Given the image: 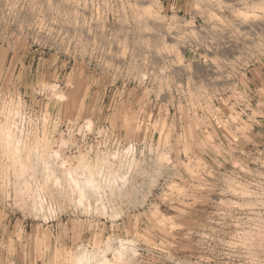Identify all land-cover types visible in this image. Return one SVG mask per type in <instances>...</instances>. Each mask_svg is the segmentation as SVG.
<instances>
[{"label":"rangeland","instance_id":"1","mask_svg":"<svg viewBox=\"0 0 264 264\" xmlns=\"http://www.w3.org/2000/svg\"><path fill=\"white\" fill-rule=\"evenodd\" d=\"M62 1L0 0V264H264V0Z\"/></svg>","mask_w":264,"mask_h":264},{"label":"bare ground","instance_id":"2","mask_svg":"<svg viewBox=\"0 0 264 264\" xmlns=\"http://www.w3.org/2000/svg\"><path fill=\"white\" fill-rule=\"evenodd\" d=\"M64 1H65V0H64ZM134 1H135V0H134ZM212 1H213V0H212ZM240 1H241V0H240ZM61 2H63V1L61 0ZM138 2H139V1H138ZM141 2H142V1H141ZM203 2H204V1H203ZM207 2H208V3H206V6H207V8H208V7L210 8V7H211V3H209V2H211V1L208 0ZM215 2H216V0H215ZM212 3H213V2H212ZM217 3H218V2H216V4H217ZM235 3H236V2H235ZM237 3H238V2H237ZM239 3H240V2H239ZM85 4H86V3H85ZM90 4H91V3H90ZM202 4L205 5V2L202 3ZM209 4H210V5H209ZM214 4H215V3H214ZM216 4H215V5H216ZM221 4H222V3H221ZM221 4H220L219 7H221ZM243 4H244V3L242 2V4H240V5H243ZM87 5H88V3H87ZM131 5H132V4H131ZM139 5H140V4H139ZM142 5H143V4H142ZM208 5H209V6H208ZM217 5H218V4H217ZM80 6H81V4H80ZM84 6L86 7V5H84ZM132 6H133V5H132ZM212 6H213V5H212ZM88 7H89V6H88ZM92 7H94V6H92ZM139 7H140V6H139ZM216 7H218V6H216ZM78 8H79V7H78ZM86 8H87V7H86ZM94 8H95V7H94ZM133 8H136V7H133ZM133 8H132V9H133ZM141 8H142V7H140V10H142ZM207 8H205V9H207ZM209 8H208V9H209ZM212 8H213V7H212ZM214 8H215V7H214ZM90 9H91V8H90ZM92 9H93V8H92ZM148 9H150V8H148ZM203 9H204V8H203ZM210 9H211V8H210ZM78 10H79V9H78ZM83 10H84V9H83ZM86 10H87V9H86ZM86 10H85V11H86ZM134 10H135V9H134ZM76 11H77V10H76ZM80 11H81V10H80ZM90 11H92V10H90ZM138 11H139V10H138ZM138 11H137V12H138ZM150 11H151V10H150ZM199 11H200V10H199ZM202 11H204V10H201V12H202ZM205 11H206V10H205ZM93 12H94V10H93ZM132 12H133V11H132ZM141 12H142V11H141ZM141 12H140V13H141ZM207 12H208V11H207ZM207 12H204V13H205V14H208ZM209 12H210V10H209ZM76 13H78V12H76ZM143 13H144V12H143ZM147 13H148V12H147ZM151 13H152V11H151ZM151 13H150V14H151ZM199 13H200V12H199ZM90 14H92V12H91ZM134 14H135V13H134ZM138 14H139V13H138ZM210 14L213 15L212 12H210ZM145 15H146V14H145ZM202 15H203V14H202ZM211 15H210V16H211ZM151 16H152V15H151ZM151 16H147V18L144 19V20H145L146 22H149V23L151 22V26H153V25H152V22H153V23H157V19H154L155 16H154V18H153V16H152V17H151ZM159 16H160V15H159ZM208 16H209V15H208ZM97 17H98V16H97ZM145 17H146V16H145ZM212 17H213V16H212ZM212 17H211V18H212ZM253 17L255 18L256 16H253ZM253 17H252V19H253ZM258 17H259V16H258ZM138 18H139V17H138ZM138 18H137V19H138ZM140 18H141V17H140ZM158 18H159V17H158ZM206 18H207V17H206ZM211 18H209V19L211 20ZM92 19H93V18H92ZM141 19H142V18H141ZM209 19H207V20H209ZM214 19H215V18H214ZM256 19H257V17H256ZM262 19H263V18H262ZM210 20H209V21H210ZM246 20H247V19H246ZM253 20H254V19H253ZM263 20H264V19H263ZM99 21H100V20H99ZM213 21L215 22V20H213ZM254 21H255V20H254ZM76 22H77V21H76ZM85 22H86V21H85ZM97 22H98V20H97ZM138 22H139V21H138ZM140 22L142 23V22H143V19H142V21H140ZM78 23H79V22H78ZM91 23H93V22H91ZM98 23H99V22H98ZM135 23H136V21H135ZM149 23H147V24L149 25ZM208 23H209V22H208ZM251 23H253V22H251ZM251 23H250V20H249V26H248V27L251 26V25H250ZM261 23H262V22H261ZM68 24H69V23H68ZM84 24H86V23H84ZM89 24H90V23H89ZM99 24H100V23H99ZM138 24H139V23H138ZM213 24H214V23H213ZM246 24H247V23H245V25H246ZM257 24H258V23H257ZM75 25H76V24H75ZM77 25H78V24H77ZM96 25H97V24H96ZM145 25H146V24H145ZM148 25H147V26H148ZM240 25H241V24H240ZM240 25H239V26H240ZM78 26H79V25H78ZM82 26H83V25H81V27H82ZM85 26H86V25H85ZM91 26H92V24H91ZM137 26H138V25H137ZM139 26H140V25H139ZM141 26H142V24H141ZM143 26H144V25H143ZM143 26H142V27H143ZM151 26H149V27L151 28ZM154 26H155V25H154ZM158 26H163V25H158V24H157V26L155 27V29H156ZM209 26H210V25H209ZM215 26H216V25H215ZM252 26H254V25L252 24ZM252 26H251V27H252ZM259 26H260V25H259ZM76 27H77V26H76ZM76 27H75V28H76ZM89 27H90V25H89ZM89 27H88L87 30H90V29H91V28H89ZM93 27H94V26H93ZM95 27H96V26H95ZM97 27H100V26H97ZM145 27H146V26H145ZM207 27H208V26H207ZM256 27H257V26H256ZM153 28H154V27H153ZM160 28H161V27H160ZM218 28H219V27H218ZM242 28H243V27H242ZM246 28H247V27H246ZM254 28H255V26H254ZM254 28H253V29H254ZM77 29H79V28L77 27ZM83 29H84V28H83ZM92 29H93V28H92ZM146 29H147V27H146ZM220 29H221V28H220ZM70 30H71V29H70ZM73 30H74V29H73ZM85 30H86V29H85ZM139 30L141 31V29H138V31H139ZM150 30H151V29H150ZM153 30H154V29H153ZM165 30H167V29H165ZM75 31H76V30H75ZM101 31H102V29H101ZM144 31H145V29H144ZM147 31H149V30H147ZM160 31H161V30H160ZM210 31H211V30H210ZM72 32H73V31H72ZM82 32H83V31H82ZM169 32H170V29H169ZM169 32H168V33H169ZM171 32H172V31H171ZM212 32H213V30H212ZM215 32H216V31H215ZM218 32H219V31H218ZM89 33H90V32H89ZM91 33H92V32H91ZM95 33L99 34L98 32H95ZM144 33H145V32H144ZM146 33H147V32H146ZM164 33H165V32H164ZM177 33H179V32H177ZM220 33H221V32H220ZM83 34H84V33H83ZM102 34H104V33H101V35H102ZM141 34H142V33H141ZM215 34H216V33H215ZM80 35H81V34H80ZM101 35H100V36H101ZM166 35H167V34H166ZM213 35H214V34H213ZM224 35H225V34H224ZM88 36H89V35H88ZM81 37H82V36H81ZM179 37H180V36H179ZM219 37L223 38V37L220 36V35H219ZM230 37H231V36H230ZM104 39H105V38H104ZM218 39H219V38H218ZM223 39H224V38H223ZM227 40H228V39H227ZM162 41H163V40H162ZM159 42H161V41H159ZM221 42H222V41H221ZM228 43H229V41H228ZM165 54H166V53H165ZM166 55H167V54H166ZM159 57H161V56H159ZM162 57H163V55H162ZM163 59H164V58H163ZM183 68H185V67H183ZM3 133H4V130H3V128L1 127V128H0V135H2ZM46 154H47V152H46ZM46 154L44 153V154H43V159H42V160H41V159L39 160V162H41V161L43 162V164L40 163V165H44V168L46 169V170H44V171H45V172L49 171L50 174H55L56 172H59L58 168H57L56 166H54V165H55V164H54V161H55V160H54V156H53V155H49V156H48V155H46ZM40 168H41V167H40ZM41 170H42V169H41ZM41 170H40V171H41ZM45 172H44V173H45ZM42 173H43V172H42ZM49 173H48V174H49ZM46 175H47V174H46ZM87 179H88V181H86V183L91 184L92 181H93V176H92L91 173H90V178H87ZM87 179H86V180H87ZM64 181L68 184L69 188L74 189V190H81V183H82V182H80V181L78 180V177L74 176L73 173H72V174H71V173H68L67 175H65V180H64ZM42 205H43V203H42V201H40V203H38V206H39V207H42ZM252 212H253V211H252ZM255 212H256V211H255ZM255 212H253V213L255 214ZM247 214H248V213H247ZM252 215H253V214H252ZM253 216H254V215H253ZM255 216H256V215H255ZM247 217H248V216H247ZM253 218H254V217H253ZM256 218H258V217H256ZM249 219H250V218H249ZM259 219L261 220V218H259ZM247 220H248V219H247ZM254 220L257 221L256 219H254ZM260 220H259V221H260ZM249 221H250V220H249ZM257 222H258V221H257ZM258 223H260V222H258ZM260 224H261V223H260ZM260 224H258V225H260ZM257 227L259 228L260 226H257ZM257 227L255 226V228H257ZM263 227H264V226H263ZM260 231H261V230H260ZM260 231H259V232H260ZM259 232H258V233H259ZM251 238H252V237H251ZM253 238L255 239V237H253ZM250 244H251V243H250ZM248 245H249V244H248ZM255 245H256V244H255ZM246 247H247V246H246ZM244 248H245V247H244ZM249 248H250V247H249ZM251 248H253V247H251ZM254 248H255V247H254ZM244 250H245V249H244ZM244 250H243V251H244ZM257 250H258V249H257ZM257 250H256V251H257ZM245 251H246V250H245ZM252 251H253V250H251V252H252ZM246 252H247V251H246ZM249 252H250V249H249ZM251 252H250V255L253 254V253H251ZM257 253H258V252H256V257H257ZM243 255H244V254H243ZM246 255H247V254H246ZM248 255H249V254H248ZM254 255H255V254H254ZM251 256H252V255H251ZM83 257H84V256H83ZM258 257H260V256H258ZM252 260H253V259H252ZM258 262H260V261H258ZM262 263H264V261H263ZM259 264H260V263H259Z\"/></svg>","mask_w":264,"mask_h":264}]
</instances>
